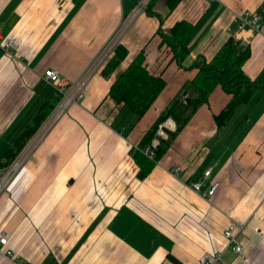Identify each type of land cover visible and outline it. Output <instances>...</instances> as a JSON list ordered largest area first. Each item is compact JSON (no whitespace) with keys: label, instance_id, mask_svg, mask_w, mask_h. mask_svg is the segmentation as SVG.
Wrapping results in <instances>:
<instances>
[{"label":"crops","instance_id":"1","mask_svg":"<svg viewBox=\"0 0 264 264\" xmlns=\"http://www.w3.org/2000/svg\"><path fill=\"white\" fill-rule=\"evenodd\" d=\"M134 9L133 0H0L2 39L15 42L11 52L0 49V180L6 153L44 103L59 97L45 71L80 79ZM247 10L260 16L261 31L239 28ZM181 22L192 30L184 41L189 55L177 63L162 40ZM231 38L239 52L250 53L247 76L264 82V0H155L132 22L119 69L95 75L86 97L0 196V231L23 263L175 264L174 256L199 264L209 253L221 256L216 264H264L263 93L220 128L215 116L231 96L218 88L145 179L132 154L197 76L194 64L211 61ZM142 51L149 71L167 86L139 119L109 92ZM211 180L220 188L207 200ZM196 182L203 184L200 193L191 186ZM232 223L242 226V255L225 237ZM0 264L11 263L0 256Z\"/></svg>","mask_w":264,"mask_h":264},{"label":"trees","instance_id":"2","mask_svg":"<svg viewBox=\"0 0 264 264\" xmlns=\"http://www.w3.org/2000/svg\"><path fill=\"white\" fill-rule=\"evenodd\" d=\"M133 1L136 5L140 0ZM154 1L150 3L147 11H150ZM173 1L175 3L179 0ZM191 30V26L186 22L178 23L170 30V34H167L162 40L163 45L171 47L174 53L173 59L177 63H181L189 55V49L184 41ZM127 55V48L119 45L110 61L103 68V75L110 77L114 74L127 58ZM249 58L250 53L247 51L239 52L231 38L211 61L199 60L194 64L199 71L197 76L185 85L182 93L170 102L162 112L157 124L147 133L139 145L140 150L135 149L132 153L134 160L140 167L139 176L141 179L147 178L152 173L178 135L191 122L199 108L209 102L210 97L218 88L231 96V100L225 109L215 116V122L220 128L228 125L240 109L253 104L259 93L264 94V82L252 80L244 71V66ZM166 86L167 82L164 78L149 71L146 65L145 52L142 51L125 71L118 73L110 89L109 98L117 105L129 109L133 115L141 119L155 104ZM58 100L59 97H56L44 103L32 124L27 127L6 153V162L3 167L7 168L15 160L27 141L52 112ZM169 119L174 122L176 129L174 131L167 130L165 138L158 137L159 125ZM155 140H159V145L155 148L154 159H151L145 155L144 149L152 146ZM170 259L175 264H183L174 256H170Z\"/></svg>","mask_w":264,"mask_h":264},{"label":"built area","instance_id":"3","mask_svg":"<svg viewBox=\"0 0 264 264\" xmlns=\"http://www.w3.org/2000/svg\"><path fill=\"white\" fill-rule=\"evenodd\" d=\"M153 0H140L136 5L132 16L127 22L122 24L112 37L105 44L103 49L93 60L87 71L76 81H68L63 79L60 73L54 69H48L44 73L45 79L49 84L53 85L59 95V100L56 103L54 109L49 116L43 121L40 127L36 130L35 134L27 142V144L20 151L15 160L5 169V174L0 180V195L8 188L12 181L17 175L27 167L28 163L34 157L38 149L43 145L48 136L58 125L61 119L69 113L71 107L78 104L86 97L87 87L89 86L92 79L97 75L110 61L115 53L116 48L121 45L126 31L130 28L132 22L140 15L147 11L150 3ZM241 30L253 29L255 31L262 30V22L260 16L250 10L244 11L240 16ZM2 39L0 30V40ZM15 47V42L11 38L2 39L0 42V49L5 52H11ZM175 124L172 120H168L160 125L157 136L166 137L167 130H174ZM159 145V140H155L152 146L144 150L146 156L151 159L155 157V148ZM185 161L183 160L180 164L175 165L170 173L173 176H178L184 169ZM205 179H211V171H205ZM193 190L196 193L202 191L203 184L201 182L193 183ZM220 188V183L215 180H211L207 192L203 197L207 200L213 198ZM242 229V226L237 223H232L225 231V237L228 240L232 250L238 255H242L244 250L243 246L238 240V232ZM0 256L7 259L11 264H25L22 262L21 255L14 252L9 247V239L5 231H0ZM221 260L220 255L205 254L200 259L199 264H216Z\"/></svg>","mask_w":264,"mask_h":264},{"label":"bare ground","instance_id":"4","mask_svg":"<svg viewBox=\"0 0 264 264\" xmlns=\"http://www.w3.org/2000/svg\"><path fill=\"white\" fill-rule=\"evenodd\" d=\"M34 134H35V133H34ZM30 139H31V138H30ZM30 139H29V140H30ZM29 140H28V141H29ZM28 141H27V142H28ZM26 144H27V143H26ZM15 179H16V178H15ZM15 179H14V180H15ZM14 180H13V181H14ZM13 181H12V182H13ZM11 184H12V183H11ZM9 187H10V186H9ZM9 187H8V188H9ZM8 188H6V189L4 190V192H5ZM4 192H3V193H4ZM3 193H2V194H3ZM2 194H1V195H2ZM1 195H0V196H1Z\"/></svg>","mask_w":264,"mask_h":264},{"label":"water","instance_id":"5","mask_svg":"<svg viewBox=\"0 0 264 264\" xmlns=\"http://www.w3.org/2000/svg\"><path fill=\"white\" fill-rule=\"evenodd\" d=\"M188 102H190V100H188Z\"/></svg>","mask_w":264,"mask_h":264}]
</instances>
